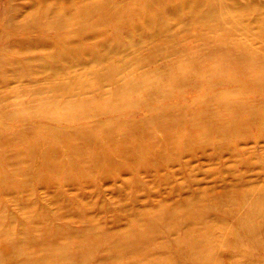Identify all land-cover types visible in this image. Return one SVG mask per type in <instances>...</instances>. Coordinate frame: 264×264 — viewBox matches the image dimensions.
<instances>
[{"label": "rangeland", "instance_id": "rangeland-1", "mask_svg": "<svg viewBox=\"0 0 264 264\" xmlns=\"http://www.w3.org/2000/svg\"><path fill=\"white\" fill-rule=\"evenodd\" d=\"M177 1L0 0V264H264L260 44Z\"/></svg>", "mask_w": 264, "mask_h": 264}, {"label": "bare ground", "instance_id": "bare-ground-1", "mask_svg": "<svg viewBox=\"0 0 264 264\" xmlns=\"http://www.w3.org/2000/svg\"><path fill=\"white\" fill-rule=\"evenodd\" d=\"M177 3V6L182 8V11L177 15H179L182 19H186L188 21V25L200 30L204 39V35L206 33L212 34L210 38L216 42L213 46L215 51L221 53L225 52L228 59L235 60L236 57H242L244 52L241 50H234L232 52L235 41L228 44L226 39L231 38L233 35L244 34L249 36L253 44H260L259 46L252 47L251 52H248L250 60H256L255 58H259L261 54H263L264 57V0H178L176 4ZM176 10V8H173L174 12ZM45 23L47 22L45 21ZM29 24H32L33 29L35 30L36 28L37 31H45V29L50 28L45 27V25L41 22H36L34 18L29 21ZM8 26L10 27V22ZM205 31L208 32L205 33ZM153 37L154 36H151L149 38L152 39ZM219 39L227 43L223 49L217 42ZM248 46L251 45H247L245 47ZM236 70H238L239 73L245 72V70L240 69L237 66H233V71ZM258 75H249L247 78L251 79L253 77H257ZM181 77L183 78L185 75L182 73ZM247 117L243 118L245 119V122L248 120L251 123H254V117ZM198 145L202 148L206 144L200 142ZM190 200V197L185 199V203L189 204L188 207H191L188 209L189 216L194 213L195 208ZM173 220L174 216L172 214V217H167L165 222L170 225L174 222ZM144 229L147 234L153 231L149 225H144ZM134 239H137V235ZM190 242L191 244H196L195 239Z\"/></svg>", "mask_w": 264, "mask_h": 264}]
</instances>
